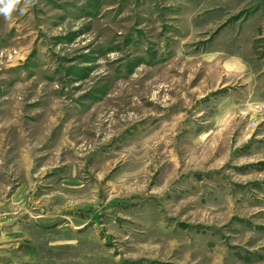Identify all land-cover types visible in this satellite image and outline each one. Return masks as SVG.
<instances>
[{
	"label": "rangeland",
	"instance_id": "374dc122",
	"mask_svg": "<svg viewBox=\"0 0 264 264\" xmlns=\"http://www.w3.org/2000/svg\"><path fill=\"white\" fill-rule=\"evenodd\" d=\"M250 13L264 41V0L0 16V264H264V109L213 100Z\"/></svg>",
	"mask_w": 264,
	"mask_h": 264
},
{
	"label": "crops",
	"instance_id": "0c3cea01",
	"mask_svg": "<svg viewBox=\"0 0 264 264\" xmlns=\"http://www.w3.org/2000/svg\"><path fill=\"white\" fill-rule=\"evenodd\" d=\"M252 14H249L251 16L248 20L244 19L243 25H230L225 30L236 34L227 38V49L222 43L223 49H219L216 54L224 58L219 62L221 74L213 92V100L218 99L217 106L220 112L240 113L244 118L250 116L251 119L252 114L257 113V109H264V54L259 48L264 42L261 40L262 13L254 16ZM226 126L221 125V127ZM259 130L258 135L253 139L264 144V119ZM23 217L24 214L20 217L21 221ZM38 218L36 215L35 219Z\"/></svg>",
	"mask_w": 264,
	"mask_h": 264
},
{
	"label": "clouds",
	"instance_id": "9594fccd",
	"mask_svg": "<svg viewBox=\"0 0 264 264\" xmlns=\"http://www.w3.org/2000/svg\"><path fill=\"white\" fill-rule=\"evenodd\" d=\"M34 5V0H0V16L6 22H11L14 18V13L20 16L29 12Z\"/></svg>",
	"mask_w": 264,
	"mask_h": 264
}]
</instances>
